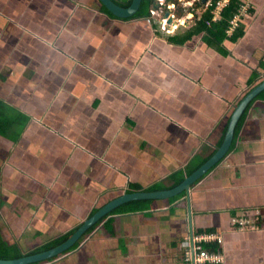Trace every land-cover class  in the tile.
I'll return each instance as SVG.
<instances>
[{"label": "crops", "instance_id": "0c3cea01", "mask_svg": "<svg viewBox=\"0 0 264 264\" xmlns=\"http://www.w3.org/2000/svg\"><path fill=\"white\" fill-rule=\"evenodd\" d=\"M243 2L245 34L223 52L205 35L172 40L194 25L193 7L168 33L152 8L119 19L97 0H0V100L24 118L0 135L4 239L47 243L133 185L171 186L211 158L245 91L264 80V0ZM150 206L109 215L74 249L34 264H181L192 236L209 233L223 240L224 264H264V100L221 162L179 199Z\"/></svg>", "mask_w": 264, "mask_h": 264}, {"label": "trees", "instance_id": "16d2710c", "mask_svg": "<svg viewBox=\"0 0 264 264\" xmlns=\"http://www.w3.org/2000/svg\"><path fill=\"white\" fill-rule=\"evenodd\" d=\"M209 1V0H208ZM213 4L210 7H207L206 5L201 4V1L194 2L193 3V12L191 10L188 11L189 14H192L194 16V25L187 31L183 33V35L176 36L172 38L173 41H177V43H184L186 41H189L192 37L196 35H205V40L212 46L216 47V49L221 50L225 52L226 50L222 47L224 42L229 41L232 44L237 43L239 40H241L245 34V28L243 25H239L233 32L232 35H229V31L231 29L232 21L239 15L240 11L242 10V7L244 6L243 0H231L230 4L222 11L220 17L215 20V7L219 0H212ZM177 0H166L167 4H177ZM132 4V3H131ZM130 5L126 4L123 6L124 8H128ZM153 6V2L151 0H144L139 12L134 18H147L150 17V9ZM203 8L201 17H198L196 14V11L198 9ZM102 9L106 12L105 8L102 7ZM180 10L176 11V16L179 19L184 18L186 15L184 11H182L181 7H179ZM166 11V10H165ZM252 13V12H251ZM133 18V19H134ZM258 75L256 74L255 77ZM250 84H254L253 81H250ZM258 82L256 83V85ZM255 85V84H254ZM253 86V85H252ZM257 99H263L264 100V91L261 92L249 105V107L257 100ZM248 107V108H249ZM248 108L245 110L241 120L239 121L235 136L238 134L242 123L244 122V119L246 117V114L248 112ZM23 117L20 113L16 112L15 109L9 105H7L5 102L0 100V135L9 137L10 138V129L14 127L16 124H18L20 121H23ZM25 122V121H24ZM229 122V121H228ZM228 125V123H227ZM227 131V127L225 129V133ZM17 132H19L17 134ZM16 138L14 140H17L18 136H20V131H15ZM225 133L223 136V139L220 141L219 147L222 145L223 140L225 138ZM13 138V137H11ZM216 152V151H215ZM214 152V153H215ZM210 158V157H209ZM209 158L203 160L201 164L205 163ZM199 165V166H200ZM198 166V167H199ZM197 167V168H198ZM196 168H193L191 171H189V174H192ZM184 180V177H181L177 179V181L171 185L166 186L162 185L160 183L154 184L151 187L145 189L146 191H159V190H167L172 189L179 185ZM0 182H1V171H0ZM143 190L141 187L137 185H133V187L129 190L130 192L140 191ZM185 192L170 198L171 201H175L176 199H179L181 196H183ZM156 200H136L131 201L129 203H126L117 209H115L112 214H120V213H128V212H136V211H142L146 208L151 207L150 205H154ZM97 212V211H96ZM96 212H94L92 215H94ZM110 214V215H112ZM107 218V217H105ZM104 218V219H105ZM102 219V220H104ZM101 220V221H102ZM100 221V222H101ZM100 222L97 223L100 224ZM97 225L95 227H97ZM81 227V226H80ZM80 227H77L76 229L72 230L69 233H65L58 238L49 241L47 243L40 244L38 246L33 247L31 250H23V247L19 245L18 243H11L4 239L1 231H0V259H17L21 258L27 255H32L36 253H41L47 250H50L63 242H66ZM93 227L89 232L93 231L95 228ZM78 244L75 246L77 247ZM206 248L210 249L211 251H218L220 250V246L216 243L211 244H205ZM73 247L72 249H74Z\"/></svg>", "mask_w": 264, "mask_h": 264}, {"label": "water", "instance_id": "95a60500", "mask_svg": "<svg viewBox=\"0 0 264 264\" xmlns=\"http://www.w3.org/2000/svg\"><path fill=\"white\" fill-rule=\"evenodd\" d=\"M108 12H111L115 17L119 19H130L136 16L139 12L144 0H133L132 4L128 8H123L115 3L113 0H97ZM208 0H201V4L206 5ZM159 5H153V10H158ZM167 20L166 29L170 30L172 26H178L180 20H176L171 17V12H167L163 16V20L160 21V25L163 21ZM185 25H188L187 23ZM264 91V80L251 89L242 100L236 105L233 113L230 116L228 128L225 139L221 147L217 152L207 160L200 168L193 172L190 176L185 178L183 182L172 189L159 190V191H136L124 193L121 196L110 201L104 207L97 211L95 215L89 218L66 242L62 244L32 255H27L17 259H0V264H34L42 261H46L57 257L58 255L65 254L75 247L82 239L88 234V232L97 225L103 218L112 214V212L118 207L136 200H167L173 198L183 192H188L191 186L201 179L208 171L216 166L229 152L235 137V131L239 121L241 120L245 110L250 103Z\"/></svg>", "mask_w": 264, "mask_h": 264}, {"label": "built area", "instance_id": "2783aa9c", "mask_svg": "<svg viewBox=\"0 0 264 264\" xmlns=\"http://www.w3.org/2000/svg\"><path fill=\"white\" fill-rule=\"evenodd\" d=\"M156 3L160 5L159 10H151V15L153 17L161 18L163 16V10L162 7L165 6V0H153ZM196 0H193L194 3ZM200 1V0H198ZM231 0H219L215 7V20H217L222 11L230 4ZM180 3L183 4V0H179ZM212 0L207 1L206 6L210 7L212 6ZM187 3V4H189ZM185 7L186 4H183ZM175 6H171V8L174 9ZM238 16L232 21V27L229 31V34L232 33L237 27H238ZM167 20L163 21V24L161 25V29L164 32H170L166 29L167 26ZM167 30V31H166ZM233 222L239 226L240 228L246 227V225L250 224V220H238L233 219ZM192 246L191 251L186 253L185 258L183 259V262L181 264H224V256L220 250L218 251H211L210 249L206 248L205 244H211L216 243L218 245L222 244L223 240L221 237H219L216 234H199L192 236Z\"/></svg>", "mask_w": 264, "mask_h": 264}, {"label": "rangeland", "instance_id": "374dc122", "mask_svg": "<svg viewBox=\"0 0 264 264\" xmlns=\"http://www.w3.org/2000/svg\"><path fill=\"white\" fill-rule=\"evenodd\" d=\"M185 1H186V2H185ZM187 2H188V3H189V2H193V0H183V4H186V8L191 9V8L193 7V3H189V4H187ZM195 2H198V0H196ZM179 7L182 8V9H181L182 11L185 10V8L182 7V4H181L180 2H177V4H176V10H180ZM197 12H198V11H197ZM185 22H186V21H185ZM248 89H249V88H248ZM247 91H248V90H247ZM247 91H245V95L249 92V91H248V92H247ZM245 95H244V96H245ZM6 212H8V211H6ZM0 217H1V218H4V220L7 219V216H5V215L3 216V212H2V214L0 213ZM9 229H10V226H9V227L7 226V227H6V231H7L9 234H13L12 232L9 231ZM8 233H7V235H8ZM21 234H25V233H21ZM21 234H17V235L20 236ZM26 235H28L29 237H32V236L30 235L29 232H28ZM89 236H90V235L87 234L84 238L87 239V238H89ZM18 239H20V238H18ZM20 240H21V239H20ZM12 241H14V240H12ZM19 242H20V241H19ZM39 244H40V243H38V245H39ZM22 245H23V250H25V251H26V250H31V249H32V247H31V248H26V247L24 246V244H22ZM61 255H62V254H61ZM61 255H58V256L60 257ZM58 256H57V257H58Z\"/></svg>", "mask_w": 264, "mask_h": 264}, {"label": "clouds", "instance_id": "9594fccd", "mask_svg": "<svg viewBox=\"0 0 264 264\" xmlns=\"http://www.w3.org/2000/svg\"><path fill=\"white\" fill-rule=\"evenodd\" d=\"M151 1L153 2V5H155V4L159 5V4L156 3L155 1H153V0H151ZM177 1L179 2V0H177ZM200 1H201V0H200ZM181 4H182V3H181ZM168 5L175 6V7H174V10H176V5H174V4H168ZM165 6H166V0H165ZM165 6H163L164 9L167 10V12H169V10L167 9V7H165ZM152 7H153V6H152ZM163 7H162V10H163ZM182 7H184L183 4H182ZM159 9H160V5H159L158 10H159ZM152 10H153V9H152ZM165 10H163V16L167 13ZM164 11H165V13H164ZM163 16H162V19L160 18V21L163 20ZM171 17L175 18L176 20L178 19V17H177L175 14H173L172 12H171ZM160 21H159V23H160Z\"/></svg>", "mask_w": 264, "mask_h": 264}, {"label": "flooded vegetation", "instance_id": "af4514ba", "mask_svg": "<svg viewBox=\"0 0 264 264\" xmlns=\"http://www.w3.org/2000/svg\"><path fill=\"white\" fill-rule=\"evenodd\" d=\"M166 12H167V10H166ZM47 261V260H46ZM42 262H45V261H42ZM40 263V262H39Z\"/></svg>", "mask_w": 264, "mask_h": 264}]
</instances>
